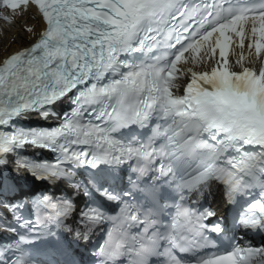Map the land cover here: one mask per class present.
<instances>
[{"label": "snow or ice", "instance_id": "1", "mask_svg": "<svg viewBox=\"0 0 264 264\" xmlns=\"http://www.w3.org/2000/svg\"><path fill=\"white\" fill-rule=\"evenodd\" d=\"M32 9L39 31L25 26L29 46L0 58V177L15 156L17 176L64 182L89 201L77 215L67 190L28 197L0 179V264H43L30 251L42 235L73 232L87 244L106 221L114 228L90 253L96 264H120L126 255L149 264L157 254L167 264H264V242L242 245L225 217L206 223L214 209L184 206L214 183L229 205L259 189L232 226L264 241V0H0V20L13 24ZM65 100L68 110L57 111ZM33 114L60 122L25 127ZM133 126L151 132L125 136ZM28 146L54 157L20 156ZM125 165L136 180L120 190ZM144 178L175 185L179 234L159 230L166 204L143 210V220L128 204ZM98 201L120 204V212L110 215ZM25 208L35 220L21 215ZM124 217L144 226L130 243ZM212 233L227 241L223 251ZM160 241L168 244L163 253Z\"/></svg>", "mask_w": 264, "mask_h": 264}, {"label": "bare ground", "instance_id": "2", "mask_svg": "<svg viewBox=\"0 0 264 264\" xmlns=\"http://www.w3.org/2000/svg\"><path fill=\"white\" fill-rule=\"evenodd\" d=\"M38 22L32 19V14L25 13L16 19L15 23L0 22V58L29 42L30 33L24 31L25 26L37 28ZM204 65H201L202 67Z\"/></svg>", "mask_w": 264, "mask_h": 264}]
</instances>
